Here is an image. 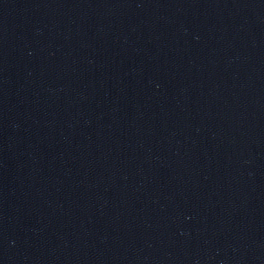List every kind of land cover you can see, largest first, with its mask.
Listing matches in <instances>:
<instances>
[{
	"label": "water",
	"instance_id": "water-1",
	"mask_svg": "<svg viewBox=\"0 0 264 264\" xmlns=\"http://www.w3.org/2000/svg\"><path fill=\"white\" fill-rule=\"evenodd\" d=\"M0 264H264V0H0Z\"/></svg>",
	"mask_w": 264,
	"mask_h": 264
}]
</instances>
